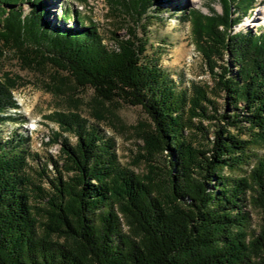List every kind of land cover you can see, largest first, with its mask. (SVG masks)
Segmentation results:
<instances>
[{"label":"trees","instance_id":"trees-1","mask_svg":"<svg viewBox=\"0 0 264 264\" xmlns=\"http://www.w3.org/2000/svg\"><path fill=\"white\" fill-rule=\"evenodd\" d=\"M105 1L126 26L113 49L92 20L61 4L52 22L58 3L50 0H0V45L25 69L49 68L101 101L141 107L152 124L143 136L149 155L166 161L164 184L124 168L97 125L55 113L50 120L76 139L51 141L64 164L41 159L20 135L0 144V264H264V156L250 172L254 188L231 176L252 148L264 149V33L234 30L259 0L183 11L214 85L189 89L147 55L146 23L164 0ZM23 86L0 77V123L17 110L13 92ZM247 204L261 211L253 233ZM35 210L45 212L43 226Z\"/></svg>","mask_w":264,"mask_h":264},{"label":"rangeland","instance_id":"rangeland-1","mask_svg":"<svg viewBox=\"0 0 264 264\" xmlns=\"http://www.w3.org/2000/svg\"><path fill=\"white\" fill-rule=\"evenodd\" d=\"M50 1L58 3L49 10L52 22L58 20L61 4L63 8L78 12L80 17L92 20L102 34L105 45L111 49L115 48L111 41L113 34L119 37L126 36L124 21L111 13L105 0ZM23 9L28 12L29 6L25 4ZM185 9H198L205 14H208L209 9L218 13L222 11L217 0H201L200 3L196 0H164L161 10H157V16L154 14V18L146 23V35L149 39L147 55L150 58L155 57L154 60L158 61L161 69L179 89H189L192 83L213 87L203 57L193 42L191 25L182 17ZM262 9L264 0H259L247 14H241L242 22L235 27V32L250 29L264 33ZM69 22L71 25L74 23L72 18ZM139 33L145 34L143 31ZM6 73L20 77L24 86L13 92L17 110L9 111L7 113L9 118L0 123V144H4L9 138L12 139L14 135L26 137L28 140L24 143L32 153L39 155L41 159L52 156L62 165L64 162L60 157V145L51 144V141L55 140V137H62L74 144L76 139L62 134L58 125L49 117L55 113L77 114L90 125H97L102 135L115 141L116 155L124 168L142 178L152 177L163 186L166 161L163 157L149 155L150 151L143 141V136L152 130V124L141 107L129 106L119 100L101 101L92 89H79L67 74L49 68L42 72L25 69L12 50L0 45V77ZM97 118L102 121L101 124L96 123ZM249 156L252 158L249 164L231 176L245 178L252 185L250 172L258 157L264 156V149L252 148ZM51 169L49 167V170ZM252 187L254 188L253 185ZM249 195L253 199L255 194L250 192ZM247 205L245 211L250 217V230L253 233L259 230L261 211L254 204ZM117 213L123 232L127 233L126 221L118 210ZM35 214L38 216L40 226H43L46 222L45 212L35 210Z\"/></svg>","mask_w":264,"mask_h":264},{"label":"bare ground","instance_id":"bare-ground-1","mask_svg":"<svg viewBox=\"0 0 264 264\" xmlns=\"http://www.w3.org/2000/svg\"><path fill=\"white\" fill-rule=\"evenodd\" d=\"M197 3H200L201 0H196ZM261 14L264 15V9L261 10Z\"/></svg>","mask_w":264,"mask_h":264}]
</instances>
